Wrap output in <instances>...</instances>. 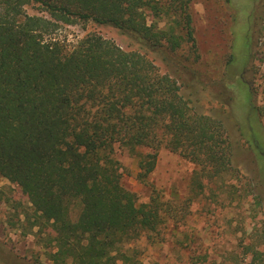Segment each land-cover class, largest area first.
<instances>
[{"label": "trees", "instance_id": "16d2710c", "mask_svg": "<svg viewBox=\"0 0 264 264\" xmlns=\"http://www.w3.org/2000/svg\"><path fill=\"white\" fill-rule=\"evenodd\" d=\"M188 6L169 0L171 25L159 29L145 13L155 14L156 0H0V177L27 197L32 229L51 249L52 264H137L129 246L143 235L151 239L169 218L157 193L137 204L122 186L115 148L138 159L142 182L161 148L194 163L199 185L231 171L225 127L192 110L181 91L189 88L182 73L192 70L169 55L186 45L197 60ZM89 23L159 54L168 73L98 35L72 46L58 37L65 27ZM247 89V112L264 115Z\"/></svg>", "mask_w": 264, "mask_h": 264}, {"label": "rangeland", "instance_id": "374dc122", "mask_svg": "<svg viewBox=\"0 0 264 264\" xmlns=\"http://www.w3.org/2000/svg\"><path fill=\"white\" fill-rule=\"evenodd\" d=\"M156 2V16L147 9V21L165 29L171 25L169 0ZM188 9L197 60L186 45L169 55L192 70L182 73L189 88L181 87L192 110L225 127L234 156L232 169L222 180L203 178L199 185L192 181L199 169L194 163L161 148L154 171L142 182L137 178L138 159L115 148L121 184L135 194L137 204L148 203L157 193L170 207L158 233L151 239L141 236L129 246L130 254L137 264H264V161L251 144L253 135L264 149V115L247 112V87L253 89L255 105H264V0H189ZM88 34L144 56L160 74L169 71L159 54L143 49L111 26H69L58 37L72 46ZM29 206L18 187L0 177V259L4 264H20L13 258L27 264H52L47 255L51 249L32 229Z\"/></svg>", "mask_w": 264, "mask_h": 264}]
</instances>
